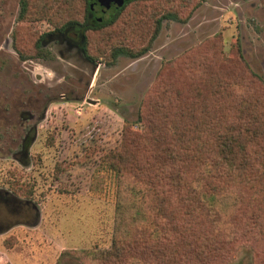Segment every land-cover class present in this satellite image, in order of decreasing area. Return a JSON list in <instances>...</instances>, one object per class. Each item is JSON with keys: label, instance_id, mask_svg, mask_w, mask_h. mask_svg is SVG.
Listing matches in <instances>:
<instances>
[{"label": "trees", "instance_id": "16d2710c", "mask_svg": "<svg viewBox=\"0 0 264 264\" xmlns=\"http://www.w3.org/2000/svg\"><path fill=\"white\" fill-rule=\"evenodd\" d=\"M163 1L124 0L98 20L96 0H21L13 45L24 58H43L44 38L70 29L93 62L139 57L163 20L185 21L199 3L159 5ZM80 3V15H66ZM141 6L146 16L139 15ZM126 15L127 23L134 21L127 27L120 23ZM37 21L54 30L39 33L26 24ZM94 35L102 47L90 42ZM202 52L205 62L196 53L168 62L144 99V129L126 125L122 142L101 156L100 168L116 179L115 239L99 251L74 250L82 260L230 264L249 247L251 264H264V81L238 43L231 57ZM188 60V71H179ZM20 185L24 190L15 196L29 200L32 186Z\"/></svg>", "mask_w": 264, "mask_h": 264}, {"label": "rangeland", "instance_id": "374dc122", "mask_svg": "<svg viewBox=\"0 0 264 264\" xmlns=\"http://www.w3.org/2000/svg\"><path fill=\"white\" fill-rule=\"evenodd\" d=\"M20 1L0 0V189L15 195L24 190L19 184L31 185L29 200L18 197L35 208L25 224L0 234V264H96L72 252L106 249L115 239L116 179L100 168L101 156L122 142L126 125L144 129L139 115L149 89L169 61L186 53L198 62L206 61L205 49L226 58L238 43L264 81V0H197L187 20H163L144 54L110 65L88 59L70 29L44 38L47 56L22 57L13 45ZM79 6L66 15H80ZM128 17L121 25L134 22ZM26 24L39 33L54 30L47 21ZM103 41L90 38L99 47ZM251 259L244 247L230 264ZM122 264L147 262L129 256Z\"/></svg>", "mask_w": 264, "mask_h": 264}, {"label": "flooded vegetation", "instance_id": "af4514ba", "mask_svg": "<svg viewBox=\"0 0 264 264\" xmlns=\"http://www.w3.org/2000/svg\"><path fill=\"white\" fill-rule=\"evenodd\" d=\"M34 207V206H33ZM28 202L0 189V234L19 224H25L32 214L33 208Z\"/></svg>", "mask_w": 264, "mask_h": 264}, {"label": "water", "instance_id": "95a60500", "mask_svg": "<svg viewBox=\"0 0 264 264\" xmlns=\"http://www.w3.org/2000/svg\"><path fill=\"white\" fill-rule=\"evenodd\" d=\"M124 0H96V17L101 20L107 10L110 9L112 4H121Z\"/></svg>", "mask_w": 264, "mask_h": 264}]
</instances>
